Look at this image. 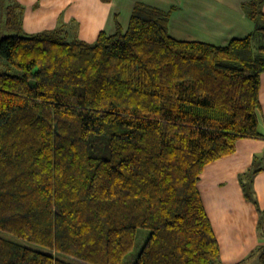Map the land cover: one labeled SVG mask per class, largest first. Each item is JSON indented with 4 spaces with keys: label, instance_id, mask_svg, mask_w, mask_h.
Masks as SVG:
<instances>
[{
    "label": "trees",
    "instance_id": "trees-1",
    "mask_svg": "<svg viewBox=\"0 0 264 264\" xmlns=\"http://www.w3.org/2000/svg\"><path fill=\"white\" fill-rule=\"evenodd\" d=\"M244 8L255 29L225 46L174 38L145 2L89 42L28 34L0 0V230L20 239L0 234V264H124L140 228L132 264H224L199 182L260 136L264 0Z\"/></svg>",
    "mask_w": 264,
    "mask_h": 264
},
{
    "label": "crops",
    "instance_id": "crops-1",
    "mask_svg": "<svg viewBox=\"0 0 264 264\" xmlns=\"http://www.w3.org/2000/svg\"><path fill=\"white\" fill-rule=\"evenodd\" d=\"M18 1L25 6V32L36 33L63 26L74 36L89 42L95 41L101 31L115 33L118 24L126 30L137 2L170 10L169 33L179 40L225 46L233 39L248 36L256 25L244 8L249 0ZM258 117L260 136L239 139L235 153L208 164L199 182L221 243L224 264H244L259 254L258 248L264 246V241L259 240V236H264V229L259 226L258 207L253 199L246 196L244 188V183L250 184L251 196L264 210V167L253 170L257 160L264 159V72L261 75ZM249 239L258 240V246L254 247ZM241 254H246V257L238 262L230 261Z\"/></svg>",
    "mask_w": 264,
    "mask_h": 264
},
{
    "label": "rangeland",
    "instance_id": "rangeland-1",
    "mask_svg": "<svg viewBox=\"0 0 264 264\" xmlns=\"http://www.w3.org/2000/svg\"><path fill=\"white\" fill-rule=\"evenodd\" d=\"M4 22H5V20H4L3 22H1V23H4ZM11 33H13L12 30H9V29H8L5 25H3V24H0V39H1L2 37L6 36V35L11 34ZM26 33H28V32H26ZM28 34H31V33H28ZM6 69H7V67H6V66L1 62V60H0V70H6ZM260 167H264V159H262V158H259V159L257 160V162H256V164H255L253 170H256V169H258V168H260ZM148 233H149V230L146 229V228H140V229H139L137 246H136L135 250H134L131 254H129V255L127 256V258H126L124 264H132V261L134 260V257H135V255H136L137 251L139 250L140 246L142 245V243H143V241H144V238L147 237ZM0 234H1V235H4V236H7V237H10V238H14V239H16V240H20L18 237L13 236V235H11V234H9V233L3 232V231H1V230H0ZM259 240H263V241H264V236H259ZM22 241H23V240H22ZM249 242H251V244L254 243V244H253L254 247H257V246H258V245L256 244V243H258V240L253 239V240L251 241V240L249 239ZM252 247H253V246H252ZM244 255H246V254H241V255L237 256L236 258L233 257L230 261H231V262H232V261H233V262H238V261L244 259V257H246V256H244ZM263 259H264L263 256H261L260 253H259V254L257 253L256 255L250 257V258H249L244 264H264V263L261 262V261H263Z\"/></svg>",
    "mask_w": 264,
    "mask_h": 264
}]
</instances>
